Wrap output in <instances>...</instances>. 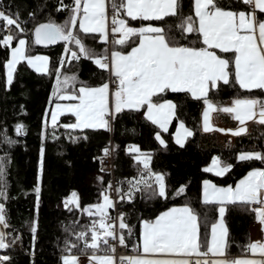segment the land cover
<instances>
[{"label": "trees", "instance_id": "16d2710c", "mask_svg": "<svg viewBox=\"0 0 264 264\" xmlns=\"http://www.w3.org/2000/svg\"><path fill=\"white\" fill-rule=\"evenodd\" d=\"M114 1V0H113ZM224 6L246 10V6L236 0H221ZM64 5H71L72 0H63ZM60 0H0V11L13 14L18 19L24 32L14 27L11 34L26 39V55L45 53L49 56V72H37L21 61L14 72L13 82L7 84L6 61L10 58L11 47L16 46L15 39L7 48L0 45V158H3L6 175L7 199L0 200L5 204V215L9 227L6 242L10 243L19 237L20 246L2 249L1 254L10 257L5 264H63L62 256L93 255L92 249H85L84 242L76 239V233L88 229L98 216H89L83 209L89 205L102 202L103 192L112 173L100 169V157L103 149L112 145L114 149V176L118 182L127 178H143L147 183H140L139 188L131 191L121 200L124 222L131 229H120L125 236L129 251L138 250L141 242L142 223L152 221L162 212L174 206H189L198 217L199 245L203 252L209 245L211 226L220 217L219 208L225 207L224 220L228 227L226 254L232 258L246 254L249 250L250 230L255 219L251 204L225 203L224 205L206 204L202 199V183L211 180L218 185H234L250 170L264 168L260 160L240 161L239 154L245 150L264 153V131L253 132L238 140L234 145L222 146L215 137L205 138L200 129V112L203 99H196L190 93H175L168 90L153 98V102L171 100L176 104V115L168 132L149 121L145 115L146 106L139 110L125 109L115 114L113 129H69L64 125L75 123L72 113L63 114L54 128L45 113L50 114L56 96L55 71L58 61L64 55L65 42L53 47L41 48L33 39L32 31L43 22L64 24L69 19L70 10L57 11ZM194 15V0H178L175 16L163 20H143L129 18V22L138 27L146 24L157 25L165 30L169 38L189 47H207L202 43L198 32L190 36L181 33L180 25L184 18ZM259 18L264 20V15ZM78 31V27H77ZM10 34L4 30L0 21V38ZM84 45L95 55L92 59L81 56L79 60L65 62L61 76L75 77L66 89L77 92L79 87H98L109 83L112 88L109 69H100L94 59L106 56L109 50L128 52L138 42L139 34L127 39L124 45L101 40L99 33H79ZM78 51L74 44H68ZM218 55L230 61L231 70L228 84L220 82L211 88L208 98L226 100L234 97H264L263 89H242L234 81V53L216 50ZM178 121H183L193 131V135L181 146L174 142L173 132ZM22 124L23 133L17 134L15 126ZM161 132L166 144H161L156 135ZM6 133L14 143H7L3 136ZM77 136L73 140L70 137ZM85 137H87L85 139ZM131 146H138L141 153L150 154L149 169L138 163L135 154L129 152ZM253 147V149H249ZM41 148H43V171L41 173ZM217 156L221 164L232 165L224 175L204 171L213 157ZM149 171L161 174L166 185V197L158 195V184ZM103 177V181L98 179ZM39 185V206L34 189ZM183 186V193L178 189ZM76 192L80 208L69 211L64 207V200ZM129 193V192H128ZM71 207V206H70ZM113 215V208L108 212ZM36 223L35 238L31 231ZM65 240L77 244L71 252L66 251ZM109 249L105 245L95 254L106 255Z\"/></svg>", "mask_w": 264, "mask_h": 264}, {"label": "snow or ice", "instance_id": "6c2138e0", "mask_svg": "<svg viewBox=\"0 0 264 264\" xmlns=\"http://www.w3.org/2000/svg\"><path fill=\"white\" fill-rule=\"evenodd\" d=\"M246 6V10L234 9L231 5L224 6L221 0H194V16L184 18L181 22V29L186 33L198 32L202 35V43L207 47H189L169 38L165 30L151 24L135 29L128 27L123 18H118L120 12L126 13L127 17L143 20H163L168 16H175L178 9V0H114L112 8L115 14L112 16L111 31L120 33L119 39L114 43L124 45L130 35L139 34L140 39L137 47H133L127 54L120 52L111 53V64L107 56H99L94 59V63L100 69H109L118 80L116 90L111 93L114 98V108L110 109V86L103 83L98 87L82 86L72 96H61V99H75L78 103L61 105L56 104V110L50 113L51 125L57 126L58 116L65 112L75 116V123L64 125L69 129H109L110 120L115 114L121 113L125 109L139 110L146 106V118L160 128L167 131V125L175 116L176 105L170 101L162 103L153 102V98L160 93L171 90L175 93H190L196 99H203L206 108L203 112V130L205 132L213 130L210 125V113L216 111L214 104L207 99L209 86L216 87L217 82L224 84L230 82V61L221 58L215 51L209 49H219L224 53L233 52L234 59V81L242 89H264V20L259 18L264 15V0H236ZM61 7L57 11L70 10L69 19L63 25L49 21L41 23L34 28L35 44H55L64 41V55L57 62L55 71L56 90L58 94L61 89L68 85L75 77L64 76L61 79V68L65 62L79 60L81 56L92 59L95 55L89 50L79 35L99 33L101 40H108V13L106 11V0H72L71 5H64L60 0ZM0 21L4 24V30L10 34L0 38V45L6 48L18 39V45L11 48V58L6 61L7 84L13 82L14 72L21 61L27 62L37 72L48 73L49 58L47 56H29L25 53L26 40L11 34L14 27L19 32H24L17 18L13 14H6L0 11ZM198 21V23H197ZM78 25V31H77ZM68 44L77 46L78 51L68 47ZM259 106V111H256ZM225 113L234 114V119L244 125L245 121L253 120L258 116L259 123L264 124V101L256 99H235L231 107L220 109ZM49 113H45V123ZM107 117V118H106ZM24 126L17 124L15 131L17 134L23 133ZM218 131L232 132L233 135L240 136L246 133V128L241 126L236 130L216 129ZM2 131V130H0ZM193 132L186 128L181 122L176 135V143L183 146L184 139L192 136ZM87 137H85L86 139ZM7 143H14L6 133L3 136ZM156 139L161 144L164 141L160 135ZM129 152L135 154L138 163L143 164L144 169H149L150 154L141 153L138 146H131ZM105 156L110 155L109 149H103ZM240 161L260 160L264 162V153L258 151L241 152L238 156ZM103 163V161H101ZM232 165L221 166L218 157H213L212 165L204 169L206 172L215 171L216 175H224L230 170ZM41 173L43 171V148H41ZM101 168V171H105ZM6 175L3 158H0V200L7 199ZM149 176L155 177L158 184V195L166 197V185L161 174L151 173ZM101 182L103 177H98ZM147 183L143 178L138 183ZM127 194L131 199V191L136 189L132 184ZM108 189L119 192V188H114L109 182L107 188L101 192L102 203L89 205L81 209L89 216H98V220H93L90 227L84 231L76 233V239L84 242L85 249H92L93 255L89 258L90 264H117V258L112 254L96 255L95 251L101 245L108 247L111 253H115V245L110 244V239L118 241L120 245H125V236L117 232L115 223L109 220L118 221L119 229H131L124 222L123 214L112 218L108 215V209L115 207V202L108 194ZM37 195V208L39 206L40 187L34 189ZM183 186L178 189V193H183ZM121 199L124 196L120 197ZM203 201L206 204L224 205L225 203H243L264 205V169H254L235 185V187H217L210 181H204ZM64 207L69 211L73 208H80L79 198L76 192L64 200ZM71 206V207H70ZM256 219L264 225V207L253 209ZM225 207L219 208L220 222L211 226V243L207 245V251L201 253L198 243V217L193 209L185 205L183 207H173L162 212L154 221H143L142 247L145 254H183L198 256H223L226 245L227 230L223 223ZM9 227L5 215V204L0 202V229ZM219 228V235L217 229ZM31 231L35 238L36 223L33 222ZM8 233L0 230V249H7L11 244L6 242ZM19 237H15V243ZM66 251L71 252L77 244L70 240H65ZM247 249L252 253H259L264 257V242H250ZM10 257L0 256V264H5ZM63 264H79L76 255H63ZM190 264L188 259H149L142 256H123L119 258V264ZM195 264H264V259H212L196 260Z\"/></svg>", "mask_w": 264, "mask_h": 264}, {"label": "crops", "instance_id": "0c3cea01", "mask_svg": "<svg viewBox=\"0 0 264 264\" xmlns=\"http://www.w3.org/2000/svg\"><path fill=\"white\" fill-rule=\"evenodd\" d=\"M106 8H107V0H106ZM107 11V10H106ZM120 18H123L125 19L126 21V25L128 27H132V28H135V29H139L141 27H145L149 24H146V25H142V26H134L132 25L130 22H129V18L130 17H127L126 13L121 11L120 12V15H119ZM193 19L196 20L197 18L192 15ZM111 19H108L107 21V26H108V35L111 33L114 35V38H113V42L116 40V39H119L121 34L120 33H114L111 31L112 29V23H111ZM198 23V21H197ZM152 25V24H151ZM152 26H155V27H159L157 25H152ZM78 27V25H77ZM180 30H181V33L184 35V36H190L192 35L193 33H196V32H193V33H186L184 31H182L181 27H180ZM131 36L133 35H130L127 39H129ZM140 39V37H139ZM139 43V42H138ZM138 43L134 46V47H137L138 46ZM210 51H215L216 54L218 55L217 51L216 50H219V49H209ZM131 51V50H130ZM128 51V52H130ZM113 52H120L122 54H127L128 52H121V51H113ZM220 56V55H218ZM221 58H224L222 56H220ZM226 59V58H224ZM112 72V70H111ZM113 76L115 77L114 73L112 72ZM116 78V77H115ZM116 81L118 82L117 78H116ZM222 82V81H219L217 82V86L218 84ZM118 86V83H116L114 85V87L112 88L110 86V109L111 108H114V98L111 96V93H113L116 88ZM216 86V87H217ZM216 87H213V88H216ZM80 88V87H79ZM212 87L209 86V90H208V94H209V91ZM56 90V89H55ZM264 90V89H263ZM75 92H69V91H60L58 94H55L56 96V99L53 103V105L51 106V110H50V113L52 111H55L56 110V104H61L62 106L63 105H69V104H75V103H78L77 100L75 99H61L60 97L61 96H72L74 95ZM256 99L257 101H264V97H234V98H231V99H226V100H215V99H211V98H208L207 96V99H209L213 104L214 106L216 107V111H212L210 113V125L211 127L213 128V130L211 131H207L205 132L203 130V112L206 108V105L203 104V107L201 109V112H200V129H201V132L202 134L205 136V138H210V137H215L217 142L219 144H221L222 146H225V145H229V146H232L234 145L238 140L242 139L243 137H247L249 136L250 134H252L253 132H256V131H259V130H263L264 131V124H261L259 123V118L258 116L256 118H254L253 120H248V121H245V124L244 125H240V122L237 121L236 119H234V114L232 113H225L223 111H221L220 109H222L223 107H231L232 104H233V101L235 99ZM164 101H167V100H164ZM162 101V102H164ZM171 101V100H170ZM162 102H159V103H162ZM173 102V101H172ZM174 103V102H173ZM175 104V103H174ZM176 105V104H175ZM142 108V107H141ZM140 108V109H141ZM256 111L258 112L259 111V106H257L256 108ZM146 112H147V107L145 108V115H146ZM68 112H65L64 114H66ZM63 115V114H62ZM58 116V119H57V122L59 121L60 117L62 116ZM175 115H176V110H175ZM175 116L172 118L171 122L167 125V131H165L164 129L160 128L159 125H157L160 130L162 132H168L169 129H170V126L174 120ZM49 122L51 123V115L49 114ZM181 122L184 124V126L186 128H188L189 130L192 131V129H190L183 121H178L177 124H176V128L173 132V140L174 142L176 143V135H177V131L179 129V126L181 124ZM245 127L246 128V133L245 134H242L240 136H236V135H233L232 132H226V131H218L216 129H231V130H236L238 129L239 127ZM193 132V131H192ZM161 137V139L164 141L163 145L166 144V141L162 135L161 132L158 133ZM191 137V136H189ZM189 137H186L184 139V142H183V145L186 143V141L188 140ZM160 142V140H158ZM161 143V142H160ZM177 144V143H176ZM263 144H264V138H263ZM180 145V144H178ZM249 149H253V147H249ZM249 151H253V150H249ZM243 152V151H242ZM223 166V165H221ZM255 169H264V168H255ZM254 170V169H252ZM250 170V171H252ZM248 174V173H247ZM246 174V175H247ZM245 175V176H246ZM245 176H243L241 179H243ZM240 179V180H241ZM239 180V181H240ZM207 181H210L212 184L216 185L217 187H235V185L237 183H239V181L234 184V185H225V186H222V185H218L216 183H214L213 181L211 180H207ZM203 190H204V181L202 183V199H203ZM252 205V204H251ZM174 207H183V206H174ZM173 208V207H172ZM169 209L165 210V211H168ZM164 211V212H165ZM159 216V215H158ZM220 217L218 218V220L215 222V223H219L220 222ZM155 220V219H154ZM152 220V221H154ZM223 223H224V226L227 230V235H226V244H227V236H228V227H227V224L224 220V217H223ZM219 228L217 229V233L219 235ZM142 232H143V223H142V230H141V242H140V246L138 248V250H136L135 252H132V255L131 256H142V257H145V258H149V259H188L190 261V264H195L196 260H212V259H228L229 261H231L232 259H240V258H248V259H264V257H261L259 253H252L251 251H248L246 254L244 255H241V256H235V257H228V255L226 254V245H225V248H224V254L223 256H220V255H216V256H213L212 254H209L208 256H198L196 255L195 253L191 254V255H183V254H174V253H169V254H160V253H153V254H145L143 253V247H142ZM256 241H262L264 242V225H261L259 223V221L256 219H254V221L252 222V225H251V230H250V242H256ZM198 243H199V224H198ZM211 243V233H210V239H209V244ZM200 252L203 253V251L201 250L200 248ZM206 252V251H205ZM96 255H99V254H96ZM77 257H80L79 258V264H90V260L89 258L92 256V255H76Z\"/></svg>", "mask_w": 264, "mask_h": 264}, {"label": "built area", "instance_id": "2783aa9c", "mask_svg": "<svg viewBox=\"0 0 264 264\" xmlns=\"http://www.w3.org/2000/svg\"><path fill=\"white\" fill-rule=\"evenodd\" d=\"M114 1L113 0H107V13H108V19L112 18V16L115 14V10L112 8V3ZM114 38V35L113 34H109L108 35V40H109V43L112 42ZM111 53L112 51L109 50L108 54L106 55L108 57V62L109 64H111ZM109 72H110V78L111 80L113 81V74L111 72V67L109 68ZM112 85L118 83L116 80H114V82H111ZM107 118V117H106ZM110 128L113 129V118L110 120ZM109 151H110V155H107V156H101L100 157V169L101 168H105L106 170L104 172H110L112 173V178L110 180V182L113 184L114 188H119L120 191L117 192V191H114L113 189H108V194L110 195V197L112 198V200L115 202V207L113 208V215L110 216L112 218H116L118 217L121 213H122V209H121V196H126L128 194V192L130 191V188H131V185L129 184V181H131L132 184H135L137 188H139V185L140 183H138L140 181V178H127L124 182H118L114 176V160H115V155H114V149H113V146L111 145L109 147ZM103 161V163L101 162ZM252 208H256V207H264V205H259V204H252L251 205ZM110 223H115V226H116V229H117V232L118 234L120 233V229L118 227V221L116 220H109ZM0 230H4L3 229H0ZM13 241V240H12ZM110 244H114L115 245V253H111L109 251V253L107 254H112L114 255L116 258H117V264H119V258L120 257H123V256H131L132 255V252L129 251L127 245H120L118 243V241H113L110 239ZM11 245L13 247H19L20 246V240H16L15 243H12L11 242ZM0 256H2V254L0 253ZM126 264V262H125Z\"/></svg>", "mask_w": 264, "mask_h": 264}, {"label": "rangeland", "instance_id": "374dc122", "mask_svg": "<svg viewBox=\"0 0 264 264\" xmlns=\"http://www.w3.org/2000/svg\"><path fill=\"white\" fill-rule=\"evenodd\" d=\"M118 18H120V17H118ZM62 25H63V24H62ZM24 39H25V38H24ZM25 40H26V39H25ZM17 45H18V43H17ZM17 45H16V46H17ZM16 46H12V47H16ZM12 47H11V48H12ZM25 53H26V45H25ZM37 55H39V56H47V57L49 58V56H48L47 54H45V53H38V54H35V55H29V56H37ZM10 58H11V53H10ZM10 58H9V59H10ZM49 60H50V59H49ZM48 68H49V63H48ZM6 69H7V68H6ZM63 77H64V76H61V79H63ZM69 83H70V82H69ZM68 85H69V84H68ZM68 85H65L61 90L66 89V87H67ZM55 89H56V88H55ZM70 139L75 140V139H77V136H76V135H75L74 137L71 136ZM248 151H249V150H245V151H243V152H248ZM258 152H259V151H258ZM215 157H217V156H215ZM211 165H212V161H211V163H210V165H209L208 167H210ZM221 165H222V164H221ZM213 173H215V171H213ZM102 202H103V201H102ZM102 202H101V203H102ZM110 209H111V208L108 209V212L110 211ZM120 233H122L121 230H120ZM1 250H2V249H0V253H1ZM78 258H80V257H78Z\"/></svg>", "mask_w": 264, "mask_h": 264}, {"label": "water", "instance_id": "95a60500", "mask_svg": "<svg viewBox=\"0 0 264 264\" xmlns=\"http://www.w3.org/2000/svg\"><path fill=\"white\" fill-rule=\"evenodd\" d=\"M43 23H47V22H43ZM41 24V23H40ZM39 25V24H38ZM38 25H36V26H38ZM35 26V27H36ZM32 34H33V39L35 40V36H34V29H33V31H32ZM61 42H63V41H58L57 43H55V44H47V45H45V44H40V45H37V46H39V47H41V48H48V47H53V46H55V45H57V44H59V43H61ZM127 199H128V196H127Z\"/></svg>", "mask_w": 264, "mask_h": 264}]
</instances>
